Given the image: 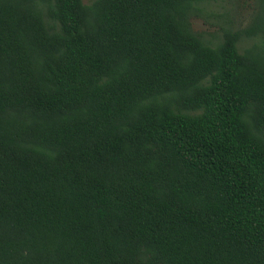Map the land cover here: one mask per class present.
Instances as JSON below:
<instances>
[{"label":"trees","instance_id":"trees-1","mask_svg":"<svg viewBox=\"0 0 264 264\" xmlns=\"http://www.w3.org/2000/svg\"><path fill=\"white\" fill-rule=\"evenodd\" d=\"M0 0V264H264V0Z\"/></svg>","mask_w":264,"mask_h":264},{"label":"rangeland","instance_id":"rangeland-1","mask_svg":"<svg viewBox=\"0 0 264 264\" xmlns=\"http://www.w3.org/2000/svg\"><path fill=\"white\" fill-rule=\"evenodd\" d=\"M92 0H83L84 4ZM258 9V0H214L203 12L190 19L194 32L205 38L216 34L220 28H244Z\"/></svg>","mask_w":264,"mask_h":264}]
</instances>
